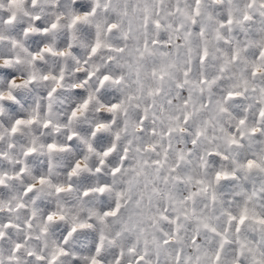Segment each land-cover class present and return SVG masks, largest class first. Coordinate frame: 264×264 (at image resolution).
<instances>
[{
  "label": "snow or ice",
  "instance_id": "6c2138e0",
  "mask_svg": "<svg viewBox=\"0 0 264 264\" xmlns=\"http://www.w3.org/2000/svg\"><path fill=\"white\" fill-rule=\"evenodd\" d=\"M7 4L0 58L26 71L0 80V115L14 90L50 87L0 120V244L18 237L0 264H264V0ZM94 105L113 115L78 136Z\"/></svg>",
  "mask_w": 264,
  "mask_h": 264
},
{
  "label": "clouds",
  "instance_id": "9594fccd",
  "mask_svg": "<svg viewBox=\"0 0 264 264\" xmlns=\"http://www.w3.org/2000/svg\"><path fill=\"white\" fill-rule=\"evenodd\" d=\"M0 4L3 5V8H0V15H7L8 14V12H7V9H8L7 0H0ZM19 32H20V29L17 28L16 33L13 34V37L18 35ZM22 38L23 37L21 36V39ZM29 43H30V41H29ZM77 54L80 56H84L85 50L79 49ZM3 65H4V59L0 58V69L6 70V72H8V73L11 72L13 74V76L15 77L18 84H22L24 82L25 77H24L23 73H25L26 69L23 66L13 67V68H4ZM46 67H51V64L47 65ZM7 79H9V77L7 75L0 76V80H7ZM48 87H50V85H46L43 82H38L33 87L14 90V92L17 96V100L19 102L18 103H16V101L6 102L4 104L5 111L2 115H0V120H3L5 118L14 117V116H16L17 112H20L23 115H27L32 110L34 105L40 100V98L46 96V92H47ZM73 91H75V90L73 89V90L69 91L66 88L63 92L58 93L57 112L59 113L60 119L65 121V122H66V117L64 116L65 110L69 106H71L75 101L80 99L79 97H76L72 94ZM80 91H83V89H80ZM107 91L109 93V96L107 98V100L109 102H111V101L119 102V100L122 99L121 92L115 86H108ZM5 95H7V91H5ZM10 104H15V106H16L15 112L12 111L11 107L9 106ZM97 108H98V110H97ZM242 110H243V106L241 105L239 107L234 108L233 112H240ZM112 115L113 114L107 112V107H98V106L94 105L93 109L90 112V114L88 115L87 119L82 118V122L79 124H76L74 122L72 127L74 130L77 131L78 136L82 135L84 133V130H89V138H91L90 137V131L94 129L95 123L96 122H104L103 117H105V116L111 117ZM30 131L33 132L37 136H41L43 139H53V140L59 141V140L63 139V132L66 130H62L61 134H59L57 136H52V137L47 136V134L44 132V130L42 128H40L39 126H37V128H35V129H31ZM101 134L108 137V139L105 141V143L103 145L97 146L98 151H102L104 148L110 146V143L113 142V139H114L111 136V133H101ZM18 142H22V141H18ZM72 152H74L77 156H82V155L86 154L85 146L82 145L81 143H79V141H77L76 145L73 146V148H72ZM43 158L44 157H41V159H43ZM90 159H91V157H90ZM81 162L85 163L86 161H84L82 159ZM3 166L10 168V165H8L7 162H5ZM213 166L218 167L219 163H216ZM61 179H62V177H61ZM106 179H108V178L105 176H97L95 174H92V181L91 182L93 185H96L98 181L102 182ZM17 190H18V188L16 186H14L12 189H10L9 194L10 195L14 194L15 191H17ZM234 190L235 189L233 187H227V188L221 187L219 189V191L224 195V197L226 199L232 198V193ZM45 202L51 205L54 202V198L48 197ZM105 203H107L106 199L105 200H99L98 199L96 202V206L102 207V206H104ZM67 227L68 226L66 224H61L60 229L56 230L57 238H59V235H58L59 231L60 230H66ZM17 238H18L17 235L13 234L10 242H5V243L0 244V249H2L5 253H7ZM25 260H29V258L25 257Z\"/></svg>",
  "mask_w": 264,
  "mask_h": 264
},
{
  "label": "rangeland",
  "instance_id": "374dc122",
  "mask_svg": "<svg viewBox=\"0 0 264 264\" xmlns=\"http://www.w3.org/2000/svg\"><path fill=\"white\" fill-rule=\"evenodd\" d=\"M4 75H7L8 76V72H6V70L0 69V76H4ZM9 78H10V76H9ZM10 107H11V109H12L13 112L16 111V106L15 105H12ZM74 247H75V249L77 251H82L79 243H77L76 245H74ZM106 264H107V261H106Z\"/></svg>",
  "mask_w": 264,
  "mask_h": 264
}]
</instances>
